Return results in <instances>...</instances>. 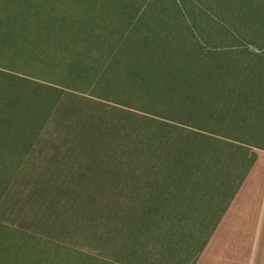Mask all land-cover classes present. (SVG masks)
Returning a JSON list of instances; mask_svg holds the SVG:
<instances>
[{"label":"rangeland","instance_id":"rangeland-1","mask_svg":"<svg viewBox=\"0 0 264 264\" xmlns=\"http://www.w3.org/2000/svg\"><path fill=\"white\" fill-rule=\"evenodd\" d=\"M1 16L25 52L1 69L57 90L23 91L54 140L5 180L0 219L28 213L0 264H264V0H0Z\"/></svg>","mask_w":264,"mask_h":264},{"label":"trees","instance_id":"trees-1","mask_svg":"<svg viewBox=\"0 0 264 264\" xmlns=\"http://www.w3.org/2000/svg\"><path fill=\"white\" fill-rule=\"evenodd\" d=\"M20 8V7H19ZM18 10V7H17ZM17 12V11H16ZM2 17V16H1ZM0 17V209L7 206L10 196L13 194V183H5L7 178L12 179L13 173L17 169L12 168L14 163L19 164L35 159L32 148L37 147L40 142L54 140L53 135L48 134L45 131L49 126V118L43 116L39 112L33 110H41L44 108L42 99L39 97H31L30 100L25 101L24 88L26 87H46L50 91L57 90L56 87L50 85H41L34 81H28L27 79L11 74L2 68H7L5 64L10 62L14 57L21 58L23 54L24 46L19 43L20 36H14L11 39L10 23L7 22L10 19L8 17ZM12 21V20H11ZM15 25V23L12 21ZM11 23V24H12ZM17 25L14 26V28ZM60 27L51 32V34L42 35L40 41L47 40L50 44H55V35L58 37ZM43 31H41L42 34ZM53 41V42H52ZM56 47V45H54ZM55 51V49L53 48ZM25 53V52H24ZM55 55V54H54ZM50 59V58H49ZM234 83V82H233ZM26 86H25V85ZM236 85V83H235ZM242 85V84H238ZM236 87V86H235ZM235 91V90H234ZM236 92V91H235ZM242 93V92H236ZM256 93V92H254ZM245 96L249 95L243 93ZM234 95L233 92L230 94ZM257 95H260L257 93ZM35 98V99H32ZM238 98V97H237ZM32 99V100H31ZM258 99H261L258 97ZM34 100V101H33ZM258 101V100H257ZM252 103V102H251ZM260 112V110L258 111ZM247 118V117H245ZM254 119V115L251 120ZM246 123V121H245ZM258 147V146H257ZM6 180V181H5ZM51 188L44 187L37 183L34 191L32 192L31 199L33 200L32 207L38 213L39 202L41 196L45 193L51 194ZM26 205L21 208V215L16 216L12 222L6 223L3 219H0V233L12 231L19 227L15 222L17 218L26 219L28 209ZM12 233V232H10ZM10 236V234H9ZM6 244L5 239L0 235V249L6 252L10 251V247L7 249L4 247Z\"/></svg>","mask_w":264,"mask_h":264}]
</instances>
